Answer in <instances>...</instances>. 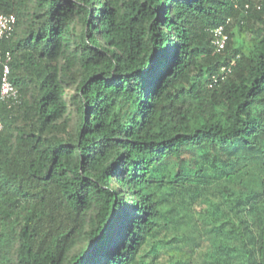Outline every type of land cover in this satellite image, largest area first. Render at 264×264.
<instances>
[{"label": "trees", "instance_id": "16d2710c", "mask_svg": "<svg viewBox=\"0 0 264 264\" xmlns=\"http://www.w3.org/2000/svg\"><path fill=\"white\" fill-rule=\"evenodd\" d=\"M0 15V264H264V0Z\"/></svg>", "mask_w": 264, "mask_h": 264}, {"label": "built area", "instance_id": "2783aa9c", "mask_svg": "<svg viewBox=\"0 0 264 264\" xmlns=\"http://www.w3.org/2000/svg\"><path fill=\"white\" fill-rule=\"evenodd\" d=\"M249 6L247 5L246 8ZM17 23L16 16L14 15H0V39L10 38L15 30ZM230 23V20L227 21V24ZM213 34V44L216 47L217 52H222L226 49L229 36L226 33L225 27L220 26L212 31ZM12 58L11 54L7 53L5 55L4 61L2 63L3 70L0 82V104L5 103L8 106L10 102L19 103L20 102V93L19 90L15 87L10 79L11 74V64ZM236 66V59H234L229 67H223L220 71L219 76L224 79L225 76L229 75L232 72L233 67ZM217 82V79L214 80ZM10 103V104H9ZM3 128V124L0 121V130Z\"/></svg>", "mask_w": 264, "mask_h": 264}]
</instances>
